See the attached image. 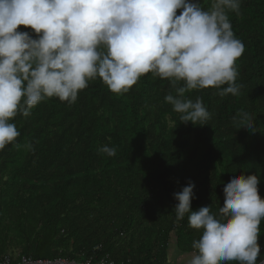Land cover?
Returning <instances> with one entry per match:
<instances>
[{
  "label": "trees",
  "instance_id": "trees-1",
  "mask_svg": "<svg viewBox=\"0 0 264 264\" xmlns=\"http://www.w3.org/2000/svg\"><path fill=\"white\" fill-rule=\"evenodd\" d=\"M199 2L208 10L212 0ZM229 19L245 47L236 61L239 94L186 93L202 100L206 125L182 123L165 101L175 94L170 81L151 73L124 94L97 78L76 102L49 98L12 121L19 147L0 151V261L16 242L33 261H85L101 247L97 257L116 264H163L172 238L190 251L202 234L187 215L176 222L173 210L174 193L189 181L193 211L217 212L234 175H259L264 199V0H241ZM242 110L256 133L233 122ZM104 145L115 155L100 152ZM260 231L261 245L264 220Z\"/></svg>",
  "mask_w": 264,
  "mask_h": 264
},
{
  "label": "clouds",
  "instance_id": "clouds-1",
  "mask_svg": "<svg viewBox=\"0 0 264 264\" xmlns=\"http://www.w3.org/2000/svg\"><path fill=\"white\" fill-rule=\"evenodd\" d=\"M240 5L212 0L204 10L199 0H0V151L19 147L12 122L18 115L30 116L49 98L74 103L97 78L115 94L127 93L148 73L167 79L175 94L165 101L181 122L206 125L210 113L202 100L193 102L186 93L215 88L221 96L239 94L236 61L245 47L229 13L238 14ZM233 122L258 131L243 110ZM99 151L115 155L107 145ZM260 183L257 174L232 176L215 213L211 205L192 210L191 181L174 193L176 222L187 215L188 226L202 232L187 264H258Z\"/></svg>",
  "mask_w": 264,
  "mask_h": 264
},
{
  "label": "built area",
  "instance_id": "built-area-1",
  "mask_svg": "<svg viewBox=\"0 0 264 264\" xmlns=\"http://www.w3.org/2000/svg\"><path fill=\"white\" fill-rule=\"evenodd\" d=\"M101 247H97L94 250L93 256L85 261H77V260H69L58 257L54 260H38L33 261L29 257L26 256H18L15 260H10L8 258H3L0 261V264H116L112 259L108 256H104L101 258L97 257V252H99ZM264 259V258H261ZM261 259H258V264Z\"/></svg>",
  "mask_w": 264,
  "mask_h": 264
},
{
  "label": "crops",
  "instance_id": "crops-1",
  "mask_svg": "<svg viewBox=\"0 0 264 264\" xmlns=\"http://www.w3.org/2000/svg\"><path fill=\"white\" fill-rule=\"evenodd\" d=\"M261 253L258 259L264 258V238L260 245ZM193 249L190 251H181L174 238L171 239L163 264H187Z\"/></svg>",
  "mask_w": 264,
  "mask_h": 264
},
{
  "label": "rangeland",
  "instance_id": "rangeland-1",
  "mask_svg": "<svg viewBox=\"0 0 264 264\" xmlns=\"http://www.w3.org/2000/svg\"><path fill=\"white\" fill-rule=\"evenodd\" d=\"M13 245L10 247L8 253L6 254L5 258H8L10 260H15L18 258L19 255L22 253V249L18 243L14 242Z\"/></svg>",
  "mask_w": 264,
  "mask_h": 264
}]
</instances>
